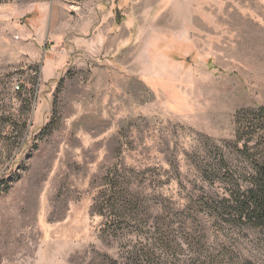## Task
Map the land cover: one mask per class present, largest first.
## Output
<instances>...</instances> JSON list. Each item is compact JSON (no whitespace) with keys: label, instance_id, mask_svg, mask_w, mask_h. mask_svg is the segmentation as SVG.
<instances>
[{"label":"rangeland","instance_id":"obj_1","mask_svg":"<svg viewBox=\"0 0 264 264\" xmlns=\"http://www.w3.org/2000/svg\"><path fill=\"white\" fill-rule=\"evenodd\" d=\"M263 162L264 0H0V264H264Z\"/></svg>","mask_w":264,"mask_h":264},{"label":"trees","instance_id":"obj_2","mask_svg":"<svg viewBox=\"0 0 264 264\" xmlns=\"http://www.w3.org/2000/svg\"><path fill=\"white\" fill-rule=\"evenodd\" d=\"M250 170L249 179L242 185L231 181L232 187L216 204L234 212L243 224L264 230V162Z\"/></svg>","mask_w":264,"mask_h":264}]
</instances>
